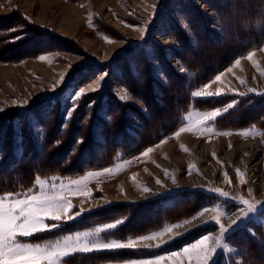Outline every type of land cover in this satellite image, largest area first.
I'll return each mask as SVG.
<instances>
[{
  "label": "rangeland",
  "instance_id": "374dc122",
  "mask_svg": "<svg viewBox=\"0 0 264 264\" xmlns=\"http://www.w3.org/2000/svg\"><path fill=\"white\" fill-rule=\"evenodd\" d=\"M192 1L194 6L191 5ZM227 1L0 0V35L9 32L14 36L12 38L8 34L4 41L7 48L0 49V68L3 69L0 74V196H22L27 192L38 194L37 181L41 180L46 182L45 190L48 192L52 191L53 185L57 191L63 188L73 205L69 212L72 219L48 221L49 224L58 223L59 226L31 237H18V242L37 243L40 239L41 243L55 241L77 232H94L99 226L116 223L115 229H105L95 239L101 242H127L131 239L134 241L131 248L75 253L65 258L66 264H145L154 260L157 255L182 251L205 235L210 237L209 245L217 249L214 254L215 262L220 258L224 262L227 257L236 262L241 261L238 257L242 254L241 249L230 242V237L241 228L252 231L253 226L256 227L264 218V199L260 198L256 178L252 173V170H257L258 175L261 172L257 163L264 162V142L262 148L245 150L231 142L220 144L219 139L236 136V141L239 142L259 138L264 141V126H261L264 109L260 111V98L264 99V88L254 86V83L264 82V56H258L260 51H264V44L253 46L255 48L248 53L235 58L225 67H220L223 64L221 57L228 52V42L231 39L239 41L234 36L240 32L236 25L241 23L239 20L242 17L238 14L246 9L237 5L228 7L229 12H226L223 7ZM187 2H190V13L207 20L208 29L217 35L212 45L222 44L220 51H215L211 44L205 45L209 43L207 36L204 40L205 48L199 47L201 39L192 29L193 25L187 15L182 13L183 4ZM76 9L81 11L80 17ZM71 15L74 16V23L68 21ZM13 16L15 18L12 19ZM257 27L260 34V29H264L262 22ZM242 28L247 30L249 41H258L260 36L252 32L256 30L254 27L249 30L243 25ZM182 29L188 33V39L192 43L189 45L193 55L187 60L184 58V46L178 41L185 34L181 32ZM201 33L203 39L204 34ZM17 37L23 38L16 39ZM36 50L39 51L22 57L27 52ZM130 50L131 54H128ZM253 50L255 54L250 61L247 55ZM141 52L148 55L147 69L151 78L143 73L145 62L138 63V53ZM42 55L45 57L43 61L39 59ZM204 55L210 62H214V68L218 64L220 69L207 80L209 72L203 74L201 70L194 72L188 68L189 63L197 64ZM12 56L17 57L13 59ZM4 57L12 58V61H3ZM123 59L131 62H128L131 68L127 73L134 78L135 82L131 81L134 84L122 77L120 62L123 63ZM237 59H240L239 65L234 63ZM199 68L205 70L204 67ZM229 68L232 69L230 72L227 71ZM236 68L241 70H235ZM218 74L222 76L221 82L211 83ZM179 76L184 78L180 79L183 89L176 87L175 78L179 79ZM204 76L206 81L199 83ZM210 83L211 87L206 88ZM161 87H166V91H162ZM157 89L159 95L156 93ZM205 90L213 95L204 98ZM217 90L221 92L219 97L215 96ZM196 91L201 92V97L194 95ZM78 92H82L81 98L67 127H63L66 113L73 107V97ZM145 95L150 103L148 107L142 100ZM155 99L169 102L170 111H167L169 107L163 109L155 106ZM174 99L177 102L185 101L186 104L189 102L190 107L176 108ZM203 100L211 103L214 101L218 105L209 109L198 107V103ZM243 100L249 106L252 117L246 116L248 122L233 123L237 122L235 116H229L235 115ZM229 105L232 107L229 108ZM119 106L124 109H119ZM225 108L228 110L224 111ZM243 108L240 113L244 112ZM217 109L221 110L219 117L204 121L207 112ZM3 116L8 117L4 119ZM167 117L171 118L170 125L176 128L175 131L163 135L167 132L164 126L162 133L153 132L152 138H149L151 132L145 130L153 131L151 126L157 120L163 122ZM250 118L259 122L249 123L253 121ZM123 120H126L124 125L127 138L119 137ZM181 128L185 131L176 136L175 133ZM208 129L212 131H207ZM244 131L248 132L247 136L241 135ZM56 135L65 136L69 141L57 139L51 146L50 140ZM159 135H162L161 138H158ZM187 136L189 140H184ZM215 139H218L215 147L206 149V145ZM78 140L82 142L77 143ZM8 145L11 147L10 151ZM150 148L152 151L149 155L143 156ZM11 153L12 158L6 166V159ZM226 154L228 160L225 158ZM175 155L184 158L178 159ZM4 160L5 163L2 162ZM212 161L217 162L213 166L217 171L207 169L206 165H210ZM26 168L33 170L32 177H25ZM237 170L240 176L237 175ZM225 173L228 179L225 178ZM196 174L208 180L184 185V178H194ZM74 180L83 183L73 185ZM171 182H174L173 186L170 185ZM145 188L148 190L145 191ZM128 189L134 190L138 195L151 196L124 200L112 197L113 193H122ZM193 189L213 193L217 199L210 203L202 201L204 206L193 216L183 220L167 222V214L163 215L165 220L162 227L154 225L149 228L147 221L152 216L150 213L131 219V212L121 215L117 210L122 208H116L128 202H149L147 205L151 207V214H156V198ZM214 189L227 192L228 197L220 196L212 191ZM242 199L255 207V211L247 216L244 215L247 206L241 203ZM97 203L102 204L95 206ZM217 206L221 209L220 223L230 231L223 235L219 232V225L211 219L217 215L215 211H212V216L205 222L184 229L202 217L198 215L202 210L215 209ZM180 208L182 210L185 207L181 205ZM176 210L178 209L170 207L162 213ZM227 220L236 221L239 227L233 222L226 223ZM184 221L189 223L185 224ZM129 223L132 224L129 229L138 227L141 232H122L123 227ZM141 223L143 224L139 227ZM177 224L182 226L175 227ZM169 227L172 228L171 232L176 228L184 230L173 236L166 232L153 240L141 239L146 235L164 232ZM154 228L158 230H153ZM186 235H191V238L161 251L167 244ZM217 240L219 244L216 243ZM126 252H130L132 256L125 258L123 255ZM163 264L172 262L166 260ZM183 264H189V260L184 259ZM191 264H196L195 257L191 258Z\"/></svg>",
  "mask_w": 264,
  "mask_h": 264
},
{
  "label": "snow or ice",
  "instance_id": "6c2138e0",
  "mask_svg": "<svg viewBox=\"0 0 264 264\" xmlns=\"http://www.w3.org/2000/svg\"><path fill=\"white\" fill-rule=\"evenodd\" d=\"M219 23V21H218ZM187 27V25H186ZM189 32L191 31L188 28ZM23 37H17L16 39H21ZM255 50L247 55L248 60H252ZM41 61L45 59L42 55L39 57ZM239 65L240 59L234 62ZM229 68L227 71H231ZM63 80V77L61 78ZM222 76L220 74L216 75L211 83L221 82ZM211 83L206 86L211 87ZM243 83V81L241 82ZM93 91L95 89H92ZM249 91H252L249 89ZM82 92H78L73 97V107L69 109L65 116V124L63 127H67L69 118L72 112L75 110V106L80 100ZM196 97H201V92L196 91L194 93ZM213 94L203 92V97H211ZM221 92L216 91L215 96L219 97ZM15 102V101H14ZM94 103V102H92ZM91 106V105H89ZM229 108L232 105L228 106ZM228 109L225 108L224 111ZM221 115V110L209 111L204 116V121L215 120ZM111 119L110 117L108 118ZM190 131V129H188ZM185 129L181 128L175 133L179 136ZM207 131H212L208 129ZM41 132L43 130L41 129ZM222 135H229L230 133H221ZM241 135L247 136L248 132L244 131ZM82 141H77L80 143ZM59 141H57V144ZM152 149H147L142 155L148 156ZM110 171V170H109ZM92 175V173H89ZM237 175L240 176L237 170ZM225 178L228 179L227 173H225ZM134 179V178H133ZM159 183V181H157ZM243 182V180H242ZM45 181L38 180L37 184L39 187V192H27L22 196L17 194H7L0 196V264H66V259L69 255L75 253H87L94 250H110V249H124L131 248L134 241L129 239L127 242L116 241V240H106L101 242L95 239L102 231L105 229H115L117 227L116 223H109L107 225L99 226L95 231H84L77 232L74 235H68L61 239L55 241H44L43 243H23L18 242V237H31L37 233H44L51 229L58 227L57 224H49L48 221L59 222L63 218L72 219L73 217L69 215L73 205L68 200L67 196L64 194L63 188L57 191L55 185L52 186V191L48 192L45 190ZM83 181L74 180L73 185L82 184ZM229 183L231 181L229 180ZM71 189V186L69 190ZM145 191L148 189L145 188ZM222 197H228L227 192H222L220 189H214ZM241 203L246 205V210L244 215L247 216L248 213L254 212L255 207L250 205L247 200H241ZM215 211L217 215L212 216V220L215 221L216 225H219V232L223 235L224 233L230 231L220 223L219 214L221 209L217 206L215 209L205 208L198 215L203 216L207 211ZM184 223H189V221H184ZM233 224L239 225L236 221ZM181 224L175 225V227H181ZM172 228H166L164 232L156 233L155 235H146L141 237L142 240H153L157 237L163 236L166 232H171ZM210 237L205 235L202 239H199L197 243L191 244L189 247H185L182 251L172 252L168 255H157L154 260L145 262V264H163L164 261L169 260L172 264H183L184 259L189 260L191 264V258L195 257L196 264H216L214 260V254L217 249L209 245ZM219 244V240L216 241Z\"/></svg>",
  "mask_w": 264,
  "mask_h": 264
},
{
  "label": "trees",
  "instance_id": "16d2710c",
  "mask_svg": "<svg viewBox=\"0 0 264 264\" xmlns=\"http://www.w3.org/2000/svg\"><path fill=\"white\" fill-rule=\"evenodd\" d=\"M206 1H208V0H206ZM189 3L190 2H187V4L186 3L183 4L184 7L182 8L183 9L182 13H184V15H187L186 17H188L189 21L191 20L190 23L193 25L192 29L196 33H198L197 36L201 39V41L199 42V47H202L201 49H203V47L205 45L206 46H210V44H211V46H213L215 51H220V49L222 48V44H221V46L212 45L213 44V40H215L217 38V35L212 30L208 29L207 20H205L203 18L200 19L198 14L197 15H195V14L193 15V13L189 12V9H188ZM192 4H194V3L192 2ZM237 5L238 6L240 5L241 7L246 8V9H244V11H242L241 14H238L239 16L242 17L239 20V21H241V23L236 25L237 27L240 28L239 29L240 32H239L238 35H234V36H236L239 39V41L231 39L228 42L229 44H228V46H226L228 52L224 56L221 57V61L223 62V64L222 65L220 64V67H225V65H228V64L232 63V61L235 58H238V57L248 53L250 50L255 48L253 46L258 47V46H261V45L264 44V29H262V30L260 29V34H259V30H258L259 28L257 27L258 25H260V22H262V25L264 27V0H228L226 3H224L223 9H224V11L229 12L228 7H231V6L235 7ZM195 10H196V8H195ZM249 17H253V18H249ZM11 18L13 19L15 17L13 16ZM12 19H10V20H12ZM243 25H246V27L249 30H251V27H254L256 29V30H252V32L257 33L260 36V38L258 39L257 42L256 41L255 42L249 41L250 38L247 37V35H246L247 30H244L242 28ZM22 28H23V26H22ZM30 28H33V27L31 26ZM1 30H3V29H1ZM200 31L203 32V34H204V38L203 39H202V36L200 35V34H202ZM181 32L184 33L185 31L182 29ZM8 34H10L9 37L13 36V34L9 33V32L0 35V43H1L0 44V49L3 48V47L7 48V44H5L4 41H5V37ZM232 35H233V33H232ZM49 37H51V35H49ZM205 37L207 39H209V41H208L209 43H206L204 45ZM12 38H14V36ZM189 40L190 39H188V33H186V32H185L184 35H182L178 39V41L180 42V45L184 46V50H185V53H186L184 58L186 60L189 59L193 55V51H192L191 45H189V44H192V43ZM187 42H188V44H187ZM238 42L240 44H238ZM244 43H246V44H244ZM38 51L39 50L30 51V52H34L35 53V52H38ZM26 54H28V52ZM128 54H131V50H130V52ZM138 54H139V57L137 58L138 62L139 63H141V61L145 62V63H143V67H144V70H145V72H143V73H147V75L151 78V76L149 75L150 74L149 70L147 69V67H148V55L145 52H141V53H138ZM25 55H23L22 57H26ZM196 60H198V58ZM128 62L131 63L130 60H126V59H123V63L124 64L120 62L121 66H122L121 69H122V72H123V75H122L123 78H125L126 76L128 77L130 75L129 73H127L128 70L131 68V65H129ZM126 64H128L127 65L128 68H126ZM213 64H214V62H210V59H206V56H205V59H204V57H200V60L197 61V64L196 63L195 64L189 63L188 64V68L190 70L194 71V72L201 70L203 72V74H204V72H209V75L206 76V80H207V79H211L212 76L215 74V72L218 73V71L220 70L218 68V66H219L218 64H216L217 67H215V68H214ZM123 67H125V68H123ZM199 67H204L205 70H203V69H201ZM129 77L127 78L128 81L130 79H131L130 82L132 80L134 81L133 77H131V76H129ZM204 78H205V76L202 78V80L199 83L205 82L206 80H204ZM180 79H184V78H181L180 76H179V79L175 78L176 87L178 89H183L184 86H183V83H182V81ZM135 80L137 81V79H135ZM165 89H167V88L163 87L162 91H166ZM156 93H157V95H159V90L158 89H157ZM145 96H143L142 100H143V102L145 101V103L147 102L146 106L148 107V106H150V103L146 100ZM174 100H175V103H177V106H175L176 108L179 107V106L180 107L181 106L190 107V103L189 102H187V104H186L185 101H178L177 102L176 99H174ZM212 102L213 103H211L208 100H203V101L199 102L197 106L200 107V108L209 109V108H213L214 106L218 105L217 103H214V101H212ZM245 104H246V101L243 100L242 101V106H240L239 110L237 112H235V115H230L229 116V117L235 116V120L237 121L236 123H238V121L239 122L241 121L242 123L248 122L246 120H249V119H248V117L246 118V116L247 115L251 116L249 114V106L245 105ZM154 105L157 106L158 108L159 107L160 108H165V107L168 108L169 107V110H167L168 112L170 111V107H171V104L169 102L166 103V102H162V101H157L156 99H155ZM242 108L244 109V112L240 113ZM261 109H264V99L260 98V111H261ZM178 110H180V108H178ZM187 110L188 109H186V111ZM236 116H238L239 118L237 119ZM7 117L8 116H3L4 119L7 118ZM144 119H147V118H144ZM260 119H261V116H260ZM257 121L258 120H254L253 119V121H250L249 123H254V122H257ZM125 122H126V120H123L122 124L120 125V127H123V129H122L119 137L127 138V136L125 135V125H124ZM170 124H171V118L167 117V118H165V120L163 122L157 120L151 126L153 131L152 130H149V131L145 130V131L146 132H151L148 137L152 138L151 136L154 134L153 132H157L156 134H160V133H162L164 131V126H165V129L167 130V132L165 134H163V135H166V134H168V133H170L172 131H175V129H176L175 127L172 128ZM261 124H262L261 126H264V121ZM146 127H148V126H146ZM60 136L56 135V136H54V138H51V140H50L51 146L54 145V142L57 139H60L62 141H66V142L69 141V138H66L65 136H63V137H60ZM160 136H162V135H159L158 138H161ZM131 140L132 139H130V141ZM7 148L10 151V148H11L10 145H8ZM11 158H12V153L6 159V166L9 164V160ZM2 162L5 163V160L2 161ZM32 174H33V170L30 169V168H26V170L24 172L25 177L26 178H30V177H32ZM156 199H157V204H156L157 210L155 211L156 214H151V207H150V205H147L149 202L148 203L128 202V203L120 204L116 208H119V209L122 208L121 210H117L121 215H125L128 212H131V214H132L131 219H136L139 216H143L146 213H150V215H152L153 217L152 216L149 217V219L147 221L148 224H149V228L154 226V225L162 227L164 225V220H165L163 215L167 214V217H166L167 218V222H171V221L175 222V221H178L180 219L183 220V219L189 218V217L193 216L196 212H198V210L201 207L204 206V204H201L202 201L210 203L211 201H213V199L216 200L217 196H215V194L210 193L208 191H203V190L201 191V190L193 189V190H190V191H181V192L171 193L169 195L162 196V197L156 198ZM181 205H184V207H185L182 210L180 208ZM129 207H132V208L134 207V209H131ZM170 207L174 208V209L181 210V211L176 210V211H171L170 213H168V212L165 213V214L162 213V211L167 210ZM152 219H154V221ZM142 224L143 223H141V225H139V227H141ZM131 225H132L131 223L126 224L123 227V231L122 232L128 233V231H131V230H134V232L137 231V233L141 232L140 230H138L139 229L138 227L137 228L134 227L133 229H129L128 227H130ZM158 228H160V227H158ZM158 228H154L153 230H158ZM189 238H191V235L190 236L186 235L185 237H183L182 239H178L174 243L167 244L165 247L161 248V251H164V250H166V248H169V247H174L180 241H185V240H187ZM230 242L233 243V244H236V246H238L241 249L242 254H240L238 256L241 261L236 262L231 257H227L226 256L227 258L224 259V262L222 260L223 258L222 259L220 258V259L216 260V264H264V218H263L262 221H260V222H258L256 224V227L253 226V230L252 231H250L248 228L238 229L230 237ZM145 251H147V250H145ZM123 256L125 258H127L129 256H132V254H130V252H126ZM95 260H97V258H95ZM234 262H236V263H234Z\"/></svg>",
  "mask_w": 264,
  "mask_h": 264
},
{
  "label": "bare ground",
  "instance_id": "6f19581e",
  "mask_svg": "<svg viewBox=\"0 0 264 264\" xmlns=\"http://www.w3.org/2000/svg\"><path fill=\"white\" fill-rule=\"evenodd\" d=\"M193 2V1H192ZM192 6H193V4H191ZM197 5V4H196ZM211 6H212V4H211ZM212 8V7H211ZM211 8H210V10H211ZM77 10V11H76ZM75 11H76V13L78 12L79 13V17H80V15H81V11L79 10V9H76ZM214 10V9H213ZM175 13V12H174ZM74 18V16L73 15H71L70 17H69V19H68V21L69 22H72V23H74L75 22V20H72ZM193 20V19H192ZM191 21V20H190ZM196 22V21H195ZM41 36V35H40ZM48 37V36H47ZM46 37V38H47ZM50 41V40H49ZM46 42V41H45ZM51 42V41H50ZM67 43V42H66ZM160 43V42H159ZM43 44V43H42ZM38 45H40V44H38ZM44 45V44H43ZM45 45H47V43H45ZM65 45H68V44H65ZM52 46V45H51ZM69 46V45H68ZM158 46V45H157ZM45 47V46H44ZM4 48V47H3ZM48 48V47H47ZM212 48V47H211ZM5 49V48H4ZM41 49V48H40ZM8 50H11V49H8ZM157 50H160L161 51V49H158L157 48ZM214 50V49H213ZM15 52V51H14ZM72 52V51H71ZM31 53H34V52H28V54H26L25 56H29ZM75 53V52H74ZM163 53V52H162ZM208 53V52H207ZM207 53H206V55H207ZM210 53V52H209ZM14 54V53H13ZM161 54H159V56H160ZM206 55H204V57L206 56ZM261 55H263L264 56V51H260L259 53H258V56H260L261 57ZM209 56V55H208ZM15 57H17V56H12V58L14 59ZM12 58H8V59H6V57L5 58H3L2 60L3 61H12ZM159 58V57H158ZM77 59V58H76ZM205 59V58H204ZM206 59H208V58H206ZM256 59V58H255ZM263 59V58H262ZM73 60V59H72ZM75 60V59H74ZM159 61H160V59H159ZM142 62V61H141ZM139 63V62H138ZM153 63V62H152ZM160 63H162V62H160ZM243 63V62H242ZM140 64V63H139ZM147 64V63H146ZM245 64H247V63H245ZM127 65L128 64H126V68H128L127 67ZM145 65V64H144ZM123 68H125V67H123ZM245 68V67H244ZM247 68V67H246ZM2 70L3 69H1L0 68V74H1V72H2ZM235 70H241V68H236ZM245 71H246V69H245ZM5 72H8V70H5ZM241 72H244L243 70L241 71ZM254 73V72H253ZM230 74V73H229ZM228 74V75H229ZM246 74H247V72H246ZM169 75V74H168ZM253 75V74H252ZM132 76V75H131ZM254 76V75H253ZM127 77V76H126ZM125 77V78H126ZM129 77V76H128ZM127 77V78H128ZM126 78V79H127ZM130 78V77H129ZM226 78H229V76H226ZM145 79V78H144ZM131 80V79H130ZM130 80H129V82H130ZM257 80V79H256ZM264 81V80H263ZM133 82V81H132ZM131 82V83H132ZM135 82V81H134ZM257 82V81H256ZM144 83H145V81H144ZM132 84H134V83H132ZM136 85V84H135ZM254 86H256V87H262V88H264V82H262V83H260V84H256V83H254ZM143 89V88H142ZM141 89V90H142ZM166 90V89H165ZM137 92V91H136ZM139 93L138 94H140V90L138 91ZM142 95H144V94H142ZM146 97V96H145ZM159 97V96H158ZM147 98V97H146ZM116 99V98H115ZM226 99V98H225ZM117 100V99H116ZM147 100V99H146ZM227 100V99H226ZM225 100V101H226ZM148 101V100H147ZM115 102H118V101H115ZM217 102V101H216ZM221 102H222V100H221ZM147 103V102H146ZM218 103H220V102H218ZM119 105H121V104H119ZM212 105V104H211ZM237 105V104H236ZM115 107H116V105H115ZM120 107V106H119ZM252 107V106H251ZM122 107H120L119 109H121ZM145 108V107H144ZM118 109V108H117ZM124 109V108H123ZM123 109H121V110H123ZM164 109V108H163ZM250 109V108H249ZM152 110V109H151ZM160 110V109H159ZM162 110V109H161ZM120 111V110H119ZM154 111V110H153ZM161 112V111H160ZM163 113H164V111H163ZM168 113V112H167ZM2 114V113H1ZM165 115H166V113H164ZM36 115V114H35ZM38 115V114H37ZM138 116V115H137ZM29 117V116H28ZM142 117H143V115H142ZM162 117H164V115L162 116ZM252 117V116H251ZM257 117V116H256ZM27 118V117H26ZM33 118V117H32ZM28 119V118H27ZM251 119V118H250ZM251 120H253V119H251ZM34 121H35V119H34ZM246 121H248V120H246ZM25 122V121H24ZM23 122V123H24ZM235 122V121H234ZM233 122V123H234ZM239 122V121H238ZM241 122V121H240ZM232 123V124H233ZM236 123V122H235ZM242 123V122H241ZM234 125V124H233ZM25 126H26V123H25ZM237 126V125H236ZM24 127V126H23ZM29 127V126H28ZM32 128V127H31ZM41 131V130H40ZM29 133V132H28ZM101 134H103V133H101ZM100 135V134H99ZM106 137V136H105ZM29 138V137H28ZM98 139V138H97ZM29 140V139H28ZM27 140V141H28ZM184 140H189V136H187V137H185L184 138ZM220 140V144L222 143V142H231V143H233L234 145H237V146H239L240 147V149H245V150H253V149H257V148H262V143L264 142L263 141V139L262 138H259V139H257V140H254V141H251V140H246V141H243V142H239V141H236V136H232V137H226V138H222V139H219ZM107 142V141H106ZM109 142V141H108ZM107 142V143H108ZM217 142H218V139H215V140H212V141H210L207 145H206V149H209V148H214L215 147V145L217 144ZM197 143V142H196ZM196 143H194V145L196 146ZM96 144V143H95ZM109 144V143H108ZM41 146V145H40ZM39 146V147H40ZM232 155H234V152H232ZM175 157L176 158H178V159H182L183 160V156H181V155H175ZM227 157V154L225 155V158ZM229 158H226V160H228ZM242 162H244V161H242ZM217 163V162H216ZM215 162H213L212 161V163L210 164V165H206V167H207V169H209V171H217L218 169L216 168V167H213L215 164H216ZM245 163V162H244ZM259 166H260V174L258 175V171L257 170H252V173H253V175H255V181H256V184H257V187H258V190H259V195H260V198L261 199H264V162H259V163H257ZM204 166V165H203ZM146 175V174H145ZM132 177H133V174L131 175ZM165 180V179H164ZM184 180V185H192V184H197V183H202V182H206L208 179L207 178H203V177H201V176H199V175H197L196 174V176L194 177V178H192V177H187V178H184L183 179ZM170 185H174V182H171L170 183ZM158 188V187H157ZM202 191V190H201ZM146 196H151V194H146V195H138V194H136L135 193V191L134 190H131V189H128V190H126L125 192H122V193H117V194H114L113 193V195H112V197L113 198H115V199H117V200H124V199H128V198H133V199H137V198H145ZM121 203V202H120ZM102 203H97L95 206H99V205H101ZM141 208V207H140ZM212 214H213V212L210 210V211H207L206 213H204V215L198 220V221H196L195 223H192V224H189L188 225V227L186 226L184 229H188L189 227H191V226H193V225H197V224H200V223H202L203 221L205 222L208 218H210L211 216H212ZM97 218V217H96ZM234 218V217H233ZM99 220V219H98ZM231 222H233L232 220H227L226 221V223H231ZM184 229H182V230H180V229H174L172 232H170L169 233V235L170 236H173L174 234H176V233H178V232H180V231H183ZM43 235V234H42ZM41 236V235H40ZM166 236V235H165ZM164 236V237H165ZM39 236H37V238H38ZM43 237V236H42ZM163 237V238H164ZM166 237H168V236H166ZM165 237V238H166ZM44 238H45V236H44ZM53 238V237H52ZM162 238V239H163ZM40 239V238H39ZM41 240V239H40ZM40 240H39V242H40ZM158 240V239H157ZM38 241V240H37ZM156 241V240H155ZM34 242V241H33ZM36 242V241H35ZM210 242V241H209ZM41 243V242H40ZM212 245V244H211Z\"/></svg>",
  "mask_w": 264,
  "mask_h": 264
}]
</instances>
